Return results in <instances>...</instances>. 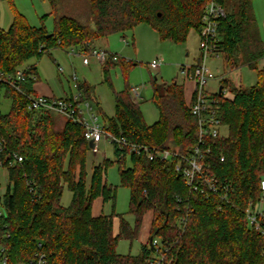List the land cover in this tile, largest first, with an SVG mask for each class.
Returning a JSON list of instances; mask_svg holds the SVG:
<instances>
[{"label": "trees", "instance_id": "16d2710c", "mask_svg": "<svg viewBox=\"0 0 264 264\" xmlns=\"http://www.w3.org/2000/svg\"><path fill=\"white\" fill-rule=\"evenodd\" d=\"M207 1L89 0L87 15L78 19L62 14L55 0H50L51 32L44 25H30L12 5L11 24L0 29V71L14 73L25 61L39 59L53 48L94 46L109 34L124 33L139 23L149 24L161 39L182 43L191 29L198 33ZM252 1L218 0L227 13L219 21L218 40L230 69L241 64L255 69L264 57V40L250 12ZM240 52L243 59L238 64ZM115 66L122 68L125 82L122 90L113 92V115L101 109L92 86L85 80L78 84L82 99L94 103L106 130L148 146L189 153L197 140V125L185 103L183 84L174 80L157 85L152 79L151 100L158 119L147 124L127 82L133 62L108 59L102 65L106 82L109 69ZM27 67L28 73L35 74L34 65ZM225 82L231 97L218 96L227 135L210 140L216 158L208 161L218 178L232 184L233 192L226 201L220 195L206 198L190 191L174 171V162L126 152L118 159L119 176L121 184L130 188L135 225L131 228L120 217L114 236L112 215L91 213L96 197L114 200L115 188L107 184L100 164L93 166L87 182L89 147L83 128L55 112L28 111L26 95L33 94L34 83L29 77L20 84V91L0 81V95L10 100L8 112L0 109V135L6 142L1 156L15 152L23 158L8 168L2 196L0 243L7 248L8 264H27L38 251L46 254L47 264H149L154 252L149 246L151 236L168 243L171 264H264V236L248 226L245 216L250 201H258L264 178V70H257L253 86ZM64 184L72 192L69 206L60 201ZM148 209L153 216L147 242L141 244L138 255L118 254V239L136 237Z\"/></svg>", "mask_w": 264, "mask_h": 264}, {"label": "rangeland", "instance_id": "374dc122", "mask_svg": "<svg viewBox=\"0 0 264 264\" xmlns=\"http://www.w3.org/2000/svg\"><path fill=\"white\" fill-rule=\"evenodd\" d=\"M57 7L62 14L78 19H84L87 15L90 4L89 0H55ZM233 3V1H231ZM14 9L22 14L27 22L32 26L44 25L48 32L54 28V17L50 0H12ZM8 0H0V29H7L13 20V7ZM251 16L257 24L261 37L264 40V0H253L250 8ZM125 37L126 43L122 41ZM199 35L191 29L186 40L182 43H175L170 39H161L158 32L149 24L139 23L131 30L124 33H111L106 38L97 41V47H102L110 53L117 54L126 61H132L133 66L129 69L127 82L130 87H137L141 93L139 100L140 110L147 124H152L158 118V110L153 104L151 81L155 76V83L170 84L174 80L176 83L184 84L185 99L189 103L188 96L191 81H187L179 73L181 65L193 64L199 54ZM243 59V52L238 54V64ZM160 60L161 66L153 69L152 61ZM207 66L217 75V79L208 83L207 89L213 87L218 90V76L224 75L227 81L242 87L253 86L257 81V70H264V57L259 59L255 69L241 64L231 70L224 63L223 54L218 57L207 59ZM35 65L39 78L44 83H48L55 90V94L63 90L68 92L73 90L71 75L74 73L79 82L85 80L93 87L94 95L101 109L105 114L114 112V91L124 88V75L120 66L109 69L106 82L103 77L102 65L94 58H90V65L82 63L81 57L69 56L64 49L53 48L49 53H44L39 59L31 58L25 61L21 68ZM58 67L62 68L59 71ZM111 83V85L109 84ZM210 90V89H209ZM215 91V92H216ZM0 109L6 113L10 109V100L0 95ZM100 116V122H102ZM221 133L227 135V127L221 128ZM99 152L93 153L89 148L85 153V170L87 172V182L90 181L92 168L100 164L104 166V177L111 187L115 188L114 200L104 201L101 196L96 197L92 202L91 213L93 216H109L113 219V235L119 232L120 217L133 228L135 225V215L130 211V188L123 186L119 176V156L115 153L113 145L106 140H101L98 144ZM105 161H108L105 165ZM126 166H130V160L126 157ZM8 185L7 171L0 169V194L4 193ZM72 192L67 185H63L61 204L69 206ZM153 216V210L148 209L143 214L142 223L137 236L130 239L121 237L118 239L115 250L118 254L138 255L141 244L149 237V219ZM150 233V231H149ZM156 241L160 242V236H156ZM1 264V263H0Z\"/></svg>", "mask_w": 264, "mask_h": 264}, {"label": "built area", "instance_id": "2783aa9c", "mask_svg": "<svg viewBox=\"0 0 264 264\" xmlns=\"http://www.w3.org/2000/svg\"><path fill=\"white\" fill-rule=\"evenodd\" d=\"M227 15L225 8L218 0H208L205 4L201 18L200 29L198 31L199 54L193 64L181 65L179 73L185 80L194 84L193 94L189 103L190 114L195 118L197 125V140L189 153H181L177 148L154 147L132 141L122 135H113L109 133L104 122H100V115L88 100L82 99V92L79 89V80L73 73L71 80L73 82L74 92L69 97H54L41 94H28L26 109L32 112H55L62 115L83 128L84 138L93 142V153H98V144L101 140L109 141L115 150L118 151L119 158L126 152L128 155H141L148 160L158 159L161 162H174V171L180 176L184 184L190 191L198 192L208 198L210 195H220L221 199L226 201L228 196L233 192L232 184L224 179L218 178L211 170V163L208 158L215 159L216 154L212 150L210 140L224 136L221 128L225 127L220 117V99L218 96L219 86H222L221 93L228 97V85L224 75L218 76V90L210 91L207 89L208 83L217 79L206 61L212 57H218L222 54V49L218 40V24L220 19ZM122 41L126 43L125 37ZM42 46L38 49L41 51ZM69 56L81 57L82 63L88 65L90 58H94L99 64L103 65L108 59L117 61L119 56L110 53L104 48L97 46H70L64 49ZM151 68L156 69L161 66V61H152ZM62 71L61 67H58ZM29 67L18 68L14 73H5L0 71V81L20 91V84L29 77L33 81L37 79L34 73H28ZM131 94L134 99L139 101L141 93L137 87H131ZM5 139L0 135V169L7 171L16 163L23 160L21 155L15 152L4 154ZM219 160L223 161L224 156L219 155ZM32 189V187H30ZM5 193V191H4ZM0 194V217L4 215L5 210ZM177 201L180 199L177 197ZM246 220L248 226L254 228L264 236V178L260 180V195L257 202L250 201L246 211ZM180 221L183 223L184 218ZM38 246H41L38 243ZM149 246L153 249V254L148 260L149 264H171L173 257L168 255L170 246L168 243L152 239ZM0 263L8 264L7 248L0 243ZM27 264H47L46 254L38 251Z\"/></svg>", "mask_w": 264, "mask_h": 264}, {"label": "crops", "instance_id": "0c3cea01", "mask_svg": "<svg viewBox=\"0 0 264 264\" xmlns=\"http://www.w3.org/2000/svg\"><path fill=\"white\" fill-rule=\"evenodd\" d=\"M95 46H98L97 45V42L94 44ZM100 47V46H99ZM102 48V47H101ZM90 65V63L88 64V65H86V66H89ZM35 66V65H34ZM35 68H36V66H35ZM235 68H237V66H235L233 69H231V70H234ZM35 75H36V77H37V79L34 81V83H33V85H32V89H33V94H41V95H45V96H54V97H67V96H69L70 94H72L73 93V90H71V89H69V91L68 92H66V91H62L61 93L59 92V94H55V90L56 89H54L51 85H49L48 83H44L43 81H41L40 80V78H39V75H38V72H37V68H36V72H35ZM183 86H184V84H183ZM193 88H194V84L193 83H191V86H190V90H189V93H188V96L190 97V99H191V96H192V94H193ZM209 89H210V91H215V89H213V87H210L209 86ZM56 92H57V90H56ZM228 97H231V95L228 93V95H227ZM185 87H184V100H185V103L186 104H188V102L186 101V99H185ZM92 103V102H91ZM92 105L94 106V103H92ZM94 108H95V106H94ZM114 113V112H113ZM113 113L112 114H110V115H113ZM158 119V118H157ZM150 226H151V223H150V219H149V228H148V234L147 235H149V231H150ZM146 242V241H145ZM144 242V243H145Z\"/></svg>", "mask_w": 264, "mask_h": 264}, {"label": "water", "instance_id": "95a60500", "mask_svg": "<svg viewBox=\"0 0 264 264\" xmlns=\"http://www.w3.org/2000/svg\"><path fill=\"white\" fill-rule=\"evenodd\" d=\"M154 79H155V76H154ZM221 90H222V86H219V91H218L219 94L221 93ZM92 146H93V142L92 141H88V147L92 148ZM152 239H153V236H151L149 238V244L150 245L152 244Z\"/></svg>", "mask_w": 264, "mask_h": 264}]
</instances>
